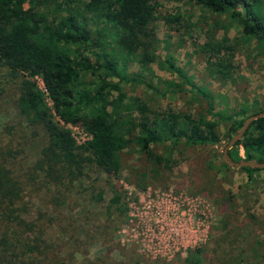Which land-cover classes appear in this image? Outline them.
I'll use <instances>...</instances> for the list:
<instances>
[{"label":"trees","instance_id":"16d2710c","mask_svg":"<svg viewBox=\"0 0 264 264\" xmlns=\"http://www.w3.org/2000/svg\"><path fill=\"white\" fill-rule=\"evenodd\" d=\"M176 1H196L212 12L230 15L245 38L264 48V11L251 0ZM158 21L176 30L174 25L181 19L160 12L156 0H0V75L16 87L18 113L35 128L33 138L44 142L37 160L23 170L21 150H0V264H75L82 245L88 248L92 240L112 243L128 223L129 192L113 182L122 172L125 151L136 146L148 162L171 170L169 158L160 156L153 146L216 145L221 141V122L230 124L231 140L250 116L264 111L244 107L228 116L215 113L214 101L209 99L208 114L215 120L202 113L173 110L152 118L149 104L129 97L123 83L131 81L125 72L129 60L134 58L144 70L153 62ZM92 24L98 28L93 30ZM110 29L115 44L106 46L100 41ZM210 45V75L216 80L230 79L236 46L227 37ZM170 69L177 70L174 65ZM84 75L96 78L93 87L81 88ZM168 86L172 92L180 87L175 89L172 82ZM195 91L207 98L201 90ZM69 125L81 127L90 139L79 144ZM230 156L235 162H264V118L250 125ZM222 166L232 168L227 161ZM240 170L249 181L255 172L264 171ZM89 173L108 179L109 199L102 187H80L91 202L105 205L107 221L98 237L94 233L85 236V232L75 237L60 229L56 213L70 208L72 189ZM41 190L46 198L38 200L39 210L32 217L28 196ZM225 200L231 202L232 196ZM63 235L69 236L70 245L60 241ZM256 250L252 249V257L259 255ZM262 258L264 264V257H258ZM187 263L202 264L199 251L190 254Z\"/></svg>","mask_w":264,"mask_h":264},{"label":"rangeland","instance_id":"374dc122","mask_svg":"<svg viewBox=\"0 0 264 264\" xmlns=\"http://www.w3.org/2000/svg\"><path fill=\"white\" fill-rule=\"evenodd\" d=\"M156 1L160 12L180 16L181 21L174 25L176 30H170L163 21L155 23L158 51L152 53L155 58L148 70L134 58L127 62L125 72L131 78L123 83L127 95L146 101L152 118L173 110L202 113L215 120L208 114L209 99L214 101L215 113L228 116L244 107L252 112L264 110V48L256 40L245 38L242 27L230 15L212 12L196 1ZM251 3L264 11V0ZM226 37L236 46L234 70L230 79L216 80L209 72V47ZM100 42L113 46L114 30H106ZM95 81V77L84 75L81 88H91ZM169 82L179 89L169 90ZM39 85L43 88L41 80ZM18 96L14 84L0 75V150H21L23 170L27 163L37 160L44 142L33 138L35 128L20 117ZM229 127V123L219 124L221 141L216 145L153 146L156 153L169 158L171 170L148 162L136 146L125 151L122 172L113 182L129 192L128 223L112 243L92 240L90 247L83 249L82 245L75 264H89V260L91 264H188L190 254L198 251L202 264H263V258L258 257H264V171L255 172L249 181L240 169L223 168V152L231 141ZM70 129L80 144L86 141L82 129ZM107 181L103 174L89 173L75 184L70 208L56 213L60 215V229L75 237L84 232L85 236L93 237L94 233L98 237L107 221L105 205L91 202L80 187H102L109 199ZM43 195L41 190L28 196L32 217L39 210L38 200L46 198ZM229 195L231 202L225 200ZM68 238L63 235L60 241L68 243ZM254 247L257 257H252Z\"/></svg>","mask_w":264,"mask_h":264},{"label":"water","instance_id":"95a60500","mask_svg":"<svg viewBox=\"0 0 264 264\" xmlns=\"http://www.w3.org/2000/svg\"><path fill=\"white\" fill-rule=\"evenodd\" d=\"M264 118V111L255 115L250 116L245 123L243 124V127L241 128V130L235 135L233 136V138L231 139V141L229 142V144L226 146V148L224 149L223 152V156L225 158V160L234 168L237 169H242L244 167H250L252 169H264V162H260V161H241V162H235L231 156H230V151L233 149V147L236 145V143H238L245 135V133L248 131L250 125L261 119Z\"/></svg>","mask_w":264,"mask_h":264},{"label":"built area","instance_id":"2783aa9c","mask_svg":"<svg viewBox=\"0 0 264 264\" xmlns=\"http://www.w3.org/2000/svg\"><path fill=\"white\" fill-rule=\"evenodd\" d=\"M43 88H44V85H43ZM69 128L71 127H73L74 129H76V130H78V129H82L81 127H79V126H72V125H69L68 126ZM83 131H84V133H85V138H86V141H88L89 139H90V136L88 135V133L84 130V129H82ZM86 141H84L83 143H85ZM79 143V142H78ZM83 143H81V144H83ZM80 144V143H79Z\"/></svg>","mask_w":264,"mask_h":264},{"label":"crops","instance_id":"0c3cea01","mask_svg":"<svg viewBox=\"0 0 264 264\" xmlns=\"http://www.w3.org/2000/svg\"><path fill=\"white\" fill-rule=\"evenodd\" d=\"M243 154V153H242ZM243 156V155H242Z\"/></svg>","mask_w":264,"mask_h":264}]
</instances>
